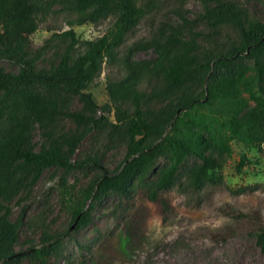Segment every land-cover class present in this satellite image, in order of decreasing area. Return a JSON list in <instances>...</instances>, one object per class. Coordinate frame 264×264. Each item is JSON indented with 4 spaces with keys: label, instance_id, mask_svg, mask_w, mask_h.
<instances>
[{
    "label": "trees",
    "instance_id": "trees-1",
    "mask_svg": "<svg viewBox=\"0 0 264 264\" xmlns=\"http://www.w3.org/2000/svg\"><path fill=\"white\" fill-rule=\"evenodd\" d=\"M202 1V18L210 33L161 22L151 38L134 43L120 61L117 49L144 16L150 0L146 7L142 0H0V61L20 68L16 73L0 66V264H59L64 234L43 230L39 245L16 249L22 216L11 218L12 200L44 169L65 170L63 196L71 207L73 224L80 227L90 221L93 202L111 192L125 196L141 189L150 201L166 207L163 193L177 183L179 167L189 156L198 157L199 162L186 171L188 187L200 190L221 182L217 171L221 160L231 154L232 142L258 149L264 144V22L236 0ZM211 1L214 5L207 6ZM56 4L75 16V25L96 24L112 16L113 27L96 40L84 41L83 50L73 28L54 33L32 50L30 36L38 30L39 17ZM183 21L187 23L185 17ZM225 27H234L240 41L214 50L208 37ZM54 38L60 44L54 51L57 62L39 68ZM145 49H153L156 57L132 59L131 53ZM117 61L120 75L108 77L109 102L100 106L87 90L104 64ZM151 79L156 85L147 94L143 86ZM67 96H77L82 110L69 111ZM151 101L163 106L152 109ZM99 111L102 114L97 116ZM112 111L115 122L108 115ZM63 116L82 128L63 132L59 124ZM34 122L45 138L39 149L32 140ZM93 130L126 143L125 156L115 170L105 169L94 156L88 161L73 160ZM161 155L168 163L156 179L146 183ZM85 164L102 172L75 195L66 186V174ZM250 164L243 154L237 168L241 171ZM255 234L264 253L263 220H257ZM134 235V225L127 221L83 264H114L111 249L133 259Z\"/></svg>",
    "mask_w": 264,
    "mask_h": 264
},
{
    "label": "rangeland",
    "instance_id": "rangeland-1",
    "mask_svg": "<svg viewBox=\"0 0 264 264\" xmlns=\"http://www.w3.org/2000/svg\"><path fill=\"white\" fill-rule=\"evenodd\" d=\"M236 1L251 16L264 22V0ZM142 2L146 7L148 0ZM209 3L207 6L214 5L213 1ZM204 12L202 0H150L144 16L126 33L117 49L120 61L128 55L134 43L151 38L161 22L176 24L188 31H201L204 35L210 33L206 20L202 18ZM74 17L61 4L53 6L46 15L39 17L38 30L30 36L31 49L40 48L54 33L73 28L83 50L84 41L98 39L113 27L115 21L109 16L96 24L75 25ZM184 17L187 23L183 21ZM198 38L208 44L203 36ZM208 39L214 50L216 47L229 48L240 41L234 27H225ZM49 46L39 68L49 67L50 61L57 62L54 51L55 47H60L58 39L54 38ZM131 57L135 61L152 60L156 53L153 49L137 50L131 53ZM120 61L104 64L102 72L87 90L100 106L109 102L108 77H119ZM0 66L9 72L17 73L20 69L6 60H1ZM155 85V80H148L143 90L149 94ZM65 99L69 111L82 110V102L77 96ZM148 106L158 109L163 103L151 101ZM101 114V111L96 113L97 116ZM108 115L115 122L114 111ZM59 124L65 133L82 128L67 116L60 117ZM32 140L36 149L45 142L43 131L36 122L32 127ZM231 146V154L221 160L223 165L217 171L222 177L221 182L207 184L200 190L189 188L186 171L199 162L198 157L189 156L179 167L177 183L163 193L166 207L150 201L141 189L125 196L111 192L93 202L90 221L80 227L73 224L71 207L63 196L65 170L44 169L37 180L10 203L11 218L22 216L16 249L39 245L43 230L56 232L64 234L59 264H83L104 240L131 221L135 230L136 255L128 259L111 249L114 264H264V253L255 234L257 220L264 221V144L259 149L238 142H232ZM125 152L124 141L93 130L80 143L73 160L88 161V157L94 156L105 169L113 171L121 164ZM243 154L251 164L239 171L237 167ZM166 163L167 157L161 155L145 182L156 179ZM101 172L89 164L78 165L67 172L66 186L77 195Z\"/></svg>",
    "mask_w": 264,
    "mask_h": 264
},
{
    "label": "water",
    "instance_id": "water-1",
    "mask_svg": "<svg viewBox=\"0 0 264 264\" xmlns=\"http://www.w3.org/2000/svg\"><path fill=\"white\" fill-rule=\"evenodd\" d=\"M74 226V225H73Z\"/></svg>",
    "mask_w": 264,
    "mask_h": 264
}]
</instances>
